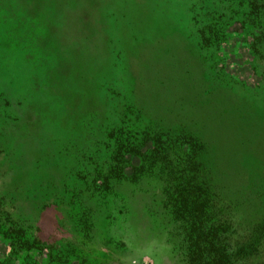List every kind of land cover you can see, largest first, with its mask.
<instances>
[{"label":"rangeland","instance_id":"obj_1","mask_svg":"<svg viewBox=\"0 0 264 264\" xmlns=\"http://www.w3.org/2000/svg\"><path fill=\"white\" fill-rule=\"evenodd\" d=\"M189 162L245 237L264 0H0V264H183Z\"/></svg>","mask_w":264,"mask_h":264},{"label":"trees","instance_id":"obj_2","mask_svg":"<svg viewBox=\"0 0 264 264\" xmlns=\"http://www.w3.org/2000/svg\"><path fill=\"white\" fill-rule=\"evenodd\" d=\"M174 165L170 172L183 181L167 184L166 202L185 245L181 250L183 264H264V212L256 211V215L250 208L247 234L235 237L240 221L235 223V209L230 207L224 214L217 213V193L206 179H201L196 166L190 163L187 170L182 164ZM250 204L255 206L258 202Z\"/></svg>","mask_w":264,"mask_h":264}]
</instances>
